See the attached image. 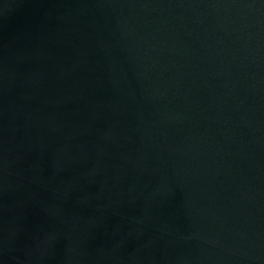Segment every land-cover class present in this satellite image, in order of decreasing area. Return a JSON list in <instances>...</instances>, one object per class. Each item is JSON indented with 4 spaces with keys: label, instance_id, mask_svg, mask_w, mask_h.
Wrapping results in <instances>:
<instances>
[{
    "label": "water",
    "instance_id": "obj_1",
    "mask_svg": "<svg viewBox=\"0 0 264 264\" xmlns=\"http://www.w3.org/2000/svg\"><path fill=\"white\" fill-rule=\"evenodd\" d=\"M0 264H264V0H0Z\"/></svg>",
    "mask_w": 264,
    "mask_h": 264
}]
</instances>
